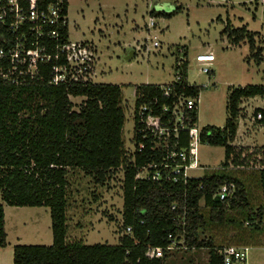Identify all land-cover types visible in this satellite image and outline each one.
<instances>
[{
  "label": "trees",
  "instance_id": "1",
  "mask_svg": "<svg viewBox=\"0 0 264 264\" xmlns=\"http://www.w3.org/2000/svg\"><path fill=\"white\" fill-rule=\"evenodd\" d=\"M179 9L158 14L172 17ZM223 33L233 45L248 43L249 58L261 63L263 48L257 45L256 32L246 26L233 28L229 22ZM67 35L65 29L63 37ZM188 66V60L177 61L175 76L180 75V79L171 82L169 95L158 84L137 86L136 105L152 104L155 97L159 106L171 105L176 95L181 94L198 99L202 86L189 82ZM43 75L49 78L50 71H44ZM46 79L27 86L0 83V248L7 246L5 205L47 207L52 220V245H15L14 264H171V252L178 250L165 251L159 258L154 248H165L170 233L180 235L182 225L177 218L184 211L188 249L207 248L208 264H220L223 260L220 249L212 239H202L200 235L208 222L223 224L228 221L229 211L246 210L250 220L262 222L264 205L254 210L244 183L225 172L187 182L137 179L139 167L159 162L166 152L163 148L154 150L151 139L138 133L136 125L133 140L137 145L144 142L145 148L141 153L127 155L121 86L93 81L51 85ZM71 96L85 98L78 110ZM257 96H264V85L233 88L224 127L207 125L202 130V142L224 146L226 159L232 158L237 165H244L247 160L243 150L232 145L239 129L241 104ZM190 114L198 120V103ZM188 145V133L181 132L177 149ZM77 168L100 184L118 169L124 171L123 235L118 244L68 241V174L70 169ZM258 173L264 189V170ZM225 183H235L236 191L226 201H220L215 194ZM174 204L176 210L172 208ZM202 204L208 209L207 216L202 212ZM127 227H132L131 233H126Z\"/></svg>",
  "mask_w": 264,
  "mask_h": 264
},
{
  "label": "rangeland",
  "instance_id": "2",
  "mask_svg": "<svg viewBox=\"0 0 264 264\" xmlns=\"http://www.w3.org/2000/svg\"><path fill=\"white\" fill-rule=\"evenodd\" d=\"M69 30L72 41L90 42L98 57L93 82L122 87L125 109V148L134 149V110L136 87L143 84H168L176 79L175 65L188 60V79L202 86L198 99L197 126L224 127L227 102L233 88L264 85V4L260 0H68ZM172 17L158 12H172ZM150 18L155 26L149 27ZM246 26L257 33V45L263 48V60L250 57L249 44L233 45L223 31ZM154 41L160 46L155 47ZM187 50V55L185 51ZM213 52L210 73H203L197 56ZM84 97L71 100L79 109ZM245 117H239L234 145L247 157L244 168L220 170L227 160L224 146L199 143L197 161L201 168L191 169L190 177L199 178L225 172L241 180L251 207L264 205V189L256 165L264 158V126L254 120L256 108L264 109V96L245 99ZM264 162V161H262ZM235 166H239L234 163ZM241 166V165H240ZM68 241L85 244L119 243L123 235L124 171L118 169L104 184L81 169L68 174ZM1 201V195H0ZM9 233L22 236V245H52L51 214L47 207L5 205ZM202 212L208 209L202 204ZM223 224L208 222L202 239H212L217 249L250 245L247 264H264V217L252 221L248 211H229ZM260 227L257 228V225ZM188 249V248H187ZM177 249L171 252V264H208L209 250ZM174 250V251H177Z\"/></svg>",
  "mask_w": 264,
  "mask_h": 264
},
{
  "label": "built area",
  "instance_id": "3",
  "mask_svg": "<svg viewBox=\"0 0 264 264\" xmlns=\"http://www.w3.org/2000/svg\"><path fill=\"white\" fill-rule=\"evenodd\" d=\"M260 2L264 4V0ZM148 26H155L154 18H150ZM65 29L68 31L66 38L63 37ZM154 46H160L159 42L154 41ZM214 59L215 55L211 51L200 53L197 56V61L203 65L200 71L210 73L208 66ZM96 61V50L90 42L70 39L68 0H0V83L27 86L35 81H45L43 72L47 70L50 75L46 80L51 85L89 82L94 78ZM179 79L180 75L176 76L175 81ZM170 84L171 82L161 85L166 95L171 91ZM196 108V98L184 94L176 95L171 105L159 106L156 97L152 104L143 102L137 106L135 103L133 138L136 125H139L137 132L142 133L144 138L151 139L152 148H163L166 152L159 162L153 161L139 167L137 179L187 182L194 178L188 172L201 168L197 161V146L202 142L203 130L197 126V120L190 114ZM241 108L240 116L245 117L247 108L242 107V104ZM263 110L256 108L252 113L254 120L260 121L262 126ZM181 132L188 133L189 145L177 149ZM133 146V151H127V155L141 153L145 143L140 142L137 145L135 142ZM234 146L238 148V145ZM261 160L264 161V158ZM262 161L255 166L258 171L264 170ZM244 165L235 166L231 159L228 166L220 170L244 168ZM235 191V183H225L219 187L215 196L220 201H226ZM172 208L176 210L177 205L174 204ZM177 222L182 225V232L180 235L170 233L169 243L165 248H154L156 257H163L165 251L188 248L184 235L185 211L177 218ZM131 232L132 227H127L126 233ZM249 251L250 245L220 249L219 253L223 256L220 264H247Z\"/></svg>",
  "mask_w": 264,
  "mask_h": 264
},
{
  "label": "crops",
  "instance_id": "4",
  "mask_svg": "<svg viewBox=\"0 0 264 264\" xmlns=\"http://www.w3.org/2000/svg\"><path fill=\"white\" fill-rule=\"evenodd\" d=\"M16 207V206H15ZM5 230L7 233V246L0 248V264H14V246L23 243L22 236L14 234L11 237L7 224V212L5 209Z\"/></svg>",
  "mask_w": 264,
  "mask_h": 264
}]
</instances>
